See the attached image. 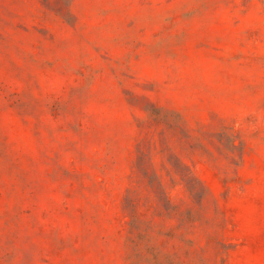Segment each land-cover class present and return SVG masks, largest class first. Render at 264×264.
<instances>
[{
    "label": "rangeland",
    "instance_id": "obj_1",
    "mask_svg": "<svg viewBox=\"0 0 264 264\" xmlns=\"http://www.w3.org/2000/svg\"><path fill=\"white\" fill-rule=\"evenodd\" d=\"M0 264H264V0H0Z\"/></svg>",
    "mask_w": 264,
    "mask_h": 264
}]
</instances>
